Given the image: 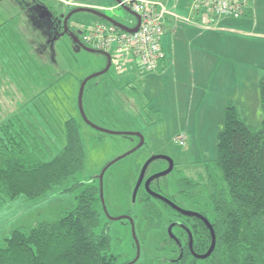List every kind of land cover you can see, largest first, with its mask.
<instances>
[{
	"label": "rangeland",
	"instance_id": "374dc122",
	"mask_svg": "<svg viewBox=\"0 0 264 264\" xmlns=\"http://www.w3.org/2000/svg\"><path fill=\"white\" fill-rule=\"evenodd\" d=\"M186 1L190 12L181 9L184 0H175L173 10L193 22L191 0ZM166 2L172 9L174 0ZM254 2L259 19L264 22V0ZM64 3L98 4L103 7V14L119 23L127 26L134 23L133 16L114 0H0V122L20 113L33 138L36 156L47 160L63 146L64 122L73 118L85 154L76 181L100 185V174L111 163L101 179L107 214L101 213L95 231L107 233L110 252L117 256V264H174L179 247L168 231L169 220L174 216L169 209L157 205L154 211L159 213L160 223L149 229V207L141 201L145 182L150 176L166 171L171 161L173 169L154 178L153 187L174 199L182 209L196 210L197 205L203 206L202 199L194 204L186 201L177 191V181L192 178L206 187L205 164H211L216 156V137L223 127L227 99L243 122L260 125L258 81L260 67L264 65V39L246 37L227 27L224 32L222 26L209 27L211 31L218 30L212 33L214 40L197 46L199 54L195 47L187 49L192 52L189 62L180 59L174 62L164 36L160 42L167 53L168 67L146 73L137 69L135 80L130 79L136 75L131 76L126 70L136 69L137 61L131 60L129 65L118 60V66L112 62L109 71L86 82L82 95L87 121L113 133L102 132L82 119L78 90L84 78L105 68L106 58L76 48L68 34L59 35L60 29L55 32V20L70 11ZM71 17L69 27L74 33L79 26L78 38L82 43L84 29L91 24L76 25V21L89 18L109 24L88 12H77ZM263 29L264 26L259 30L264 33ZM194 41L198 44L201 40ZM231 42L237 43L236 48L225 47V43ZM224 48L226 56L239 48L238 61L221 57L219 53ZM239 68L243 76H235ZM227 71L233 76H226ZM125 133H139L142 145L133 150L140 140ZM77 194L78 189L61 191L55 186L36 199L22 195L3 204L0 244L14 228L55 222L64 211L74 208ZM122 216L132 218L135 237L127 219L109 218ZM175 228L171 227L172 233L178 234Z\"/></svg>",
	"mask_w": 264,
	"mask_h": 264
},
{
	"label": "trees",
	"instance_id": "16d2710c",
	"mask_svg": "<svg viewBox=\"0 0 264 264\" xmlns=\"http://www.w3.org/2000/svg\"><path fill=\"white\" fill-rule=\"evenodd\" d=\"M247 13L246 6L242 16ZM258 88L261 122L257 127L243 122L230 100L226 101L216 156L211 164H205L207 188L192 178L177 181V191L186 201L194 204L203 200V206L197 205L196 210L210 221L215 242L210 255L196 258L194 254L209 250L211 231L202 221L186 215L192 223L191 229L184 225L191 236L192 251L184 230L186 241L179 238L184 251L175 242L179 249L174 264H264V70ZM22 118L18 113L0 122V206L22 195L36 199L55 186L61 191L78 189V194L74 208L64 211L55 222L12 229L0 244V264H117V256L110 252L109 236L104 230L95 231L104 213L99 185L76 181L85 154L75 120L64 122L63 146L43 160L36 156ZM143 201L149 207L147 226L158 227L160 215L149 203L150 196Z\"/></svg>",
	"mask_w": 264,
	"mask_h": 264
},
{
	"label": "built area",
	"instance_id": "2783aa9c",
	"mask_svg": "<svg viewBox=\"0 0 264 264\" xmlns=\"http://www.w3.org/2000/svg\"><path fill=\"white\" fill-rule=\"evenodd\" d=\"M246 1L191 0L190 8L192 15L202 25L211 27L220 18L241 17L246 10ZM121 5L139 16L138 29L129 33L104 23L91 24L82 36L83 43L104 51L114 46L111 63H117L121 57L123 59L130 55L138 62L143 73L157 70L162 60L160 40L164 33L163 19L167 14L165 6L158 0H123Z\"/></svg>",
	"mask_w": 264,
	"mask_h": 264
},
{
	"label": "crops",
	"instance_id": "0c3cea01",
	"mask_svg": "<svg viewBox=\"0 0 264 264\" xmlns=\"http://www.w3.org/2000/svg\"><path fill=\"white\" fill-rule=\"evenodd\" d=\"M158 1H161L163 3V5L165 6V8H167L166 9L167 14L164 16V19H163L164 33L161 37V40L164 36H167V45L169 47H171L169 50H171V57H172V60L174 62L176 61V59H180L181 61L189 62L191 59L190 57H192V52L188 51L187 49H189L191 47H195L194 49H195L196 53L197 54L201 53L200 50L197 49L196 47L197 46L202 47L208 41L212 42L214 40V37H213L214 34H212V33H218V30L217 31L216 30L211 31L212 28H209L207 26L202 25L197 20V18L193 15H192L193 22H192L191 18L190 19H188V18L184 19L183 17L178 16L177 12L173 10V8H176L175 0H174V4L172 6V9L169 8V6H167V2H166V1L170 2L171 0H166V1L165 0H158ZM251 1L252 0H247L248 13L245 16H241L240 18L223 17V18L218 19L215 22V24L211 25V27L214 26L216 28L218 26H222L223 27L222 32H224L226 30V27H227L229 29H233V30L240 32L238 34H242L243 36H246V37L250 36L253 38H257V39H259V38L264 39V33L259 30L262 28V26H264V22L259 19L258 10H257V8L254 7L255 6L254 1H257V0H253V2H251ZM63 5H66L68 10H70L72 8H76V7H81V6L93 8V9H96L99 11H101V9H103V7L99 6L98 4H86V3L72 4L71 3L70 5H68V4L64 3ZM180 6H181V9L183 11L185 10V12H188L189 8H188V4H187L186 0H184V2H182ZM189 12H190V10H189ZM133 22H135V21H133ZM76 23H77L76 25H80V23H85V24L86 23H88V24L94 23L95 24V23H97V21H94V20L89 19V18H83L80 21H76ZM133 24H131V25L133 26ZM128 26H130V25H128ZM87 28H89V27H87ZM219 32H221V31H219ZM188 34L192 35V38L194 40L200 39L201 41H199V43L197 44L194 40H192V38L190 39ZM217 37L219 38V36H217ZM181 39H183V40H181ZM177 40H181L182 42L181 41L177 42ZM183 42L184 43L186 42V45H184ZM227 42H229V40ZM165 43H166V40H165ZM180 44H182L181 48H179ZM225 44H224L225 47L229 46V48H230V46L235 47V48L237 46V43H234V42L225 43ZM113 47L114 46H111V49L108 50L110 53L112 52ZM162 47L163 46H161V42H160V51L162 53V60L159 64L157 71H163V69L167 68L169 65V63H167L168 59L166 58L167 53L162 50ZM257 48H260V47H257ZM205 50H208V49L206 48ZM256 50H260V49H256ZM220 52H221V54L219 53V55L221 57H226L230 60L232 59V61L236 60V58L238 61V59L241 56V54H240L241 52H240L239 48L232 51L233 53L230 52L231 56H226L227 55V49H225V48L221 49ZM194 55H196V54H193V56ZM127 58L128 57L122 59V57H121L120 61H125L127 64L131 65V62H129V61H131V60L133 61V58L132 59H129V58L127 59ZM234 63H235V61H234ZM127 64L125 66H127ZM236 65H239V63H237ZM235 68H236V66L234 67V69ZM137 69H139V66H136V69H134L132 67H128L126 71H129V73L131 72V76H134L137 73ZM260 69H262V72L260 74V76H261L263 73V70H264V65H262V67H260ZM238 70H239V74H235L236 72H234L235 76H239V75L243 76L240 72L242 69L239 68ZM225 74H226V76H233V74L230 73L229 71H227ZM136 77H138V74L135 77L131 78L130 80H135ZM199 77H201V76H199ZM225 106H226V103H225Z\"/></svg>",
	"mask_w": 264,
	"mask_h": 264
},
{
	"label": "water",
	"instance_id": "95a60500",
	"mask_svg": "<svg viewBox=\"0 0 264 264\" xmlns=\"http://www.w3.org/2000/svg\"><path fill=\"white\" fill-rule=\"evenodd\" d=\"M118 5L122 6L130 15H132L134 18H135V25L133 27H129L127 25H124V24H121L119 23L118 21L106 16L105 14H103L101 11L99 10H96V9H93V8H88V7H76V8H73L72 10H70L66 15L65 14H61L59 17L62 19V26H63V32H61L59 35H64V34H68L71 38V41L72 43L74 44V46L76 48H79V49H83L85 51H88V52H92V53H97V54H102L105 58H106V66L104 69H102L100 72L98 73H95L93 75H90L89 77L87 78H84L82 80V82L80 83V87H79V90H78V107H79V110H80V113H81V116H82V119L89 123L91 126H93L96 130H99V131H102V132H108V133H113V132H110V131H107V130H104L102 129L101 127L99 126H96L95 124L87 121L86 117L84 116V113H83V110H82V95H83V90H84V86L86 84V82L92 78L93 76H96V75H99V74H102V73H106L109 69H110V66H111V56L108 52L104 51V50H97V49H93V48H90V47H87L86 45H84L78 38V36L76 34H74L72 31L69 30L68 26H67V23L69 21V19L71 18V16L77 12H88V13H91V14H94L98 17H100L102 20L106 21L107 23H109L110 25L114 26L115 28L119 29V30H122V31H125V32H134L138 29L139 27V16L137 14H135L134 12L130 11L126 6L124 5H121L122 4V0H114ZM127 135H133V136H136L139 138L140 142L139 144L133 148V150H136L137 148H139L142 143H143V138L142 136L139 134V133H125ZM132 150V151H133ZM131 151V152H132ZM158 158V157H156ZM152 160V159H150ZM149 160V161H150ZM148 161V162H149ZM147 162V163H148ZM111 164V163H110ZM108 164L101 172L100 174V185H99V197H100V201H101V205H102V208H103V211L105 214L106 213V210H105V207L103 205V201H102V191H101V179H102V176H103V173L105 171V169L110 165ZM172 167H173V164L172 162L170 161L169 162V167L166 171H163V172H159V173H156L152 176H150L146 182H145V191L147 193H149L150 195L154 196L155 198H158L162 201H165L166 203H168L173 209H175L177 212H180L181 214H187V215H194V216H197L199 218H201V220L204 221L205 224H207V226H209L210 228V231H211V236H212V241H211V245H210V248L209 250L203 254V255H195L194 256L198 259H204L205 257H207L208 255H210L211 251L213 250L214 248V242H215V238H214V234L212 232V229L210 227V224L209 222L203 217L201 216L200 214L196 213V212H191V211H186V210H183V209H180L179 207H177L176 205H174L171 201H169L167 198L159 195L158 193H155V192H152L150 189H149V184L150 182L158 177V176H161V175H165L166 173L170 172L172 170ZM111 220H119V219H122V218H125L129 221V223L131 224V227H132V233H133V236L135 237L134 235V224H133V220L131 217L129 216H122V217H116V218H112V217H109ZM174 224H170V228L168 229L169 230V234L171 235L172 237V233L170 231L171 227L173 226ZM174 238V236H173ZM136 241V239H135ZM136 244H137V241H136ZM191 245H192V241H191V236H190V241H189V248L191 249ZM137 254H138V245H137ZM138 256V255H137ZM136 261V259L134 260ZM133 261V262H134ZM129 264V263H127Z\"/></svg>",
	"mask_w": 264,
	"mask_h": 264
},
{
	"label": "flooded vegetation",
	"instance_id": "af4514ba",
	"mask_svg": "<svg viewBox=\"0 0 264 264\" xmlns=\"http://www.w3.org/2000/svg\"><path fill=\"white\" fill-rule=\"evenodd\" d=\"M129 9V8H128ZM130 10V9H129ZM131 11V10H130ZM69 12V11H68ZM67 12V13H68ZM67 13H63V14H67ZM60 16V15H59ZM58 16V17H59ZM132 16V15H131ZM133 18V21H135V18L134 17H132ZM60 20H61V25H59V23H60ZM69 23H70V21H68V23H67V26H68V28H69V30L70 31H72V29L69 27ZM136 22H134V24H135ZM109 25V24H108ZM55 26H56V31L55 32H57L60 28H59V26H61V27H63L62 26V19L60 18H58L57 20H55ZM110 26H112V25H110ZM77 27V26H76ZM112 27H114V26H112ZM79 27H77V28H75V34L78 36L79 34V29H78ZM61 30V32H63V28L62 29H60ZM73 32V31H72ZM87 47H89V46H87ZM91 48V47H90ZM106 52H108V51H106ZM109 54H110V56H111V53L110 52H108ZM153 180L150 182V184H149V189L153 192L154 191V189H152L151 187H153ZM143 198H141V201H143V200H145V199H147L148 198V196H150V200H153V205H155V207L157 206V205H161L163 208H167V209H169L170 210V213L172 214V216H174L173 218H170V220H172L171 222H169L168 224H174L172 227L174 228V227H176L175 229H177V231H178V234H172V239H175V242L176 243H178V245H180V247L182 248V251H184V243L183 242H181L180 240H179V238L180 239H184V242L186 241V239L184 238V236L182 235V231H184L185 233H186V235H187V240H190V235H189V233H188V230H187V228H185L184 227V225L185 226H188V228H192V223H189L188 222V220H190V219H187L186 218V215L187 214H181L180 212H177L175 209H173L168 203H166L165 201H162V200H160V199H158V198H155L154 196H152V195H150L149 193H147L145 190H143ZM156 193V192H155ZM158 194L159 195H161V196H163V197H165L164 195H162V194H160V192H158ZM165 198H167L169 201H171L174 205H176L177 207H179L180 208V206H178L176 203H175V201H174V199H172L171 197H165ZM146 204V203H145ZM144 204V202L142 203V205L144 206L145 205ZM180 209H182V208H180ZM183 210H186V211H191V212H196V213H200L199 211H197V210H190V209H183ZM177 214H180L181 216H183L182 218L181 217H175V215L177 216ZM190 216H192L194 219H196V220H200V221H202V223H204V221L203 220H201V218H198L197 216H194V215H190ZM169 220V221H170ZM209 221V220H208ZM185 223V224H184ZM209 224H210V227H211V223H210V221H209ZM204 225L207 227V228H209V226H207V224H205L204 223ZM184 228V229H183ZM210 229V228H209ZM169 231V230H168ZM173 236H174V238H173ZM192 241V240H191ZM188 245V244H187ZM189 246V245H188ZM189 248V247H188ZM190 251H192L191 249H190Z\"/></svg>",
	"mask_w": 264,
	"mask_h": 264
}]
</instances>
